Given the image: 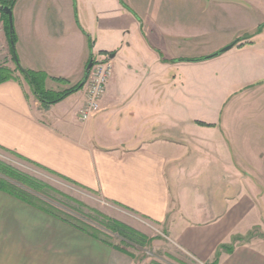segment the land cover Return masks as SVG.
<instances>
[{
	"label": "crops",
	"instance_id": "0c3cea01",
	"mask_svg": "<svg viewBox=\"0 0 264 264\" xmlns=\"http://www.w3.org/2000/svg\"><path fill=\"white\" fill-rule=\"evenodd\" d=\"M235 1L16 0L11 9L18 63L45 72L47 89L79 84L95 53L113 54V72L101 110L86 121L79 118L83 87L43 108L24 80L1 82L0 152L161 227L197 261L212 262L224 244L231 252L220 249L217 264H264V207L257 197L264 186L256 179L264 176V153H245L254 135L264 150V120L257 134V123L256 129H242L220 117L225 104L246 89L264 108V46L254 37H238L214 58L181 60L203 56H188L186 48L202 44L209 30L237 14L250 15L244 4L236 9ZM234 38L222 37L207 55ZM236 54L249 67L260 63L261 72L231 90L234 83H226L227 94L233 90L227 98L210 97L218 87L204 81L220 73L233 76L235 68L221 59ZM16 66L0 13V67L19 75ZM245 72L246 79L251 72ZM194 101L206 111L190 109ZM173 108L174 125L167 127L158 112ZM131 260L73 222L0 190V264Z\"/></svg>",
	"mask_w": 264,
	"mask_h": 264
},
{
	"label": "rangeland",
	"instance_id": "374dc122",
	"mask_svg": "<svg viewBox=\"0 0 264 264\" xmlns=\"http://www.w3.org/2000/svg\"><path fill=\"white\" fill-rule=\"evenodd\" d=\"M235 2L234 6L236 9H240L241 4H244L245 8L250 10V15H247L244 19H241V16L237 14L234 19H229V23L216 26L215 29L209 30L208 34H210L204 36V41H202V44H196L195 42L188 44L186 48V55L189 56L195 52H199L204 53L203 56H198L199 58L206 57L209 55H207V53L215 49V43L222 37L226 36L235 37L233 40L234 42L238 39V37H254L256 38L257 42H259L260 46H264V33L258 35L261 33V31L256 32V29L261 24H264V0H241V2L236 0ZM256 21L259 23L255 24ZM262 29H264V27ZM240 40L241 38L239 41ZM99 56H101L99 53H95L93 55L94 58ZM240 59L242 58H240L237 54L231 56V58L224 57L221 59V61L224 63L223 66H227L226 64H228L230 65V68H235V74L230 76V73H220L213 79L211 76L207 77V79L204 81L206 85L218 87V89L214 88L216 91L214 90L213 93L210 94V97L216 99L218 98L220 100L227 98L233 92V90L229 94H227V91L231 90L237 84L249 79L255 72H258V70L261 72V68L259 67L260 63H258V66L249 67L248 64H243L240 62ZM240 65H244L242 68L243 71L237 67ZM256 67H258V69ZM247 70H249L251 73L245 79V71ZM226 83H229L230 86L233 83L234 85L226 91ZM255 95L256 93H249V90L246 89L245 94L238 98L237 101H235V98L232 97L229 102L225 104L224 109L221 112V121L228 122L231 120L235 122L236 125H240L242 129H248L249 127L251 128L250 125L255 128L254 125L257 123L259 128L257 134H260L261 121L264 120V108L261 109L260 106L259 109L258 102H255V100L252 99L255 97ZM236 104L242 108L240 113L231 111L235 109L234 105ZM166 107L168 106L166 105ZM190 109H196V111L198 110L200 112L206 111V109L202 108L201 106H198L197 108L195 101L193 102V105H191ZM173 112L174 108L171 111L169 110V112H158L159 118L162 119V121L165 123V126L167 127V124H169V126L174 125V121L172 120L174 116ZM243 125L245 127H243ZM252 139L253 141L251 144L245 143L247 147H249V145L252 146V148L246 149L245 153L250 154V150L251 153L253 152L254 156H257V154L260 152L264 153V150L260 148V137H256L254 135ZM0 160L49 185L52 189H45L43 193L34 191L31 192L42 201L46 202V204L52 206L54 210L57 211V213L68 217V219L73 223L83 227L86 226L89 230H91L90 227L96 228L98 230L97 235H99L101 238L108 240L113 244H120L121 240V238H119L116 234L108 231L103 227V225L100 224V222L105 218L119 220L146 235L148 240L142 247L137 245H123L125 249L133 255L131 264H151L153 262L157 264H206L195 260V258H193L191 255L183 252L171 239L168 238L167 233L161 227L142 220L130 213H125L122 210H119L118 208L103 201L98 196L88 193L87 191L67 182L66 180L27 164L24 161L19 160L9 154L0 152ZM258 170H260V167H258ZM256 179L259 181L261 179L263 187L264 176L257 175ZM257 197L260 201H262L264 207V191L261 196L258 195Z\"/></svg>",
	"mask_w": 264,
	"mask_h": 264
},
{
	"label": "trees",
	"instance_id": "16d2710c",
	"mask_svg": "<svg viewBox=\"0 0 264 264\" xmlns=\"http://www.w3.org/2000/svg\"><path fill=\"white\" fill-rule=\"evenodd\" d=\"M15 1L16 0H0V5H7L12 8ZM0 13L5 20L6 32L8 33L11 40H13L14 42V32H11V33L9 32L7 15L1 10H0ZM263 27H264V24H261L256 29V32H260ZM86 35L89 38V35L88 34ZM239 39L235 40L234 43H237ZM12 57L16 61V64H17L16 71L19 72V75H15L14 72L10 71L6 67H0V83L3 81L9 80V79H14V80H19V81L24 80L29 85L33 96L40 102L43 108H47L49 105L55 102L61 101L62 99L70 95L71 93L82 88V85H80L79 83V84L73 85L67 89L60 90V91L47 89L45 86V82H46V79L48 78V75L45 72L30 70V69H26L20 66L13 47H12ZM205 59L206 57L193 58V59L187 58V59H181V60L183 61H198L199 60L200 61V60H205ZM52 80L61 82V83L66 82V80L63 78H52ZM197 123L200 125H207L206 123H203V122H197ZM13 154L20 157L19 155L15 153ZM45 189H52V188L46 183L0 160V190L5 191L13 195L14 197H17L31 205H34L47 213L53 214L55 216H60L70 221L68 217H65L57 213V211H55L52 206L46 204V202L42 201L34 193L31 192V191H34V192L43 193ZM100 224L103 225L105 229L116 234L119 238H121L120 244H113L109 242L108 240L101 238L99 235H97L98 230L94 227H90L91 230H89L87 229L86 226L83 227L78 224L76 225L79 226L84 231L89 232L94 237L102 239L103 241L109 243L111 246L125 252L131 257H133V255L129 251H127L123 245H130V246L137 245V246L142 247L146 244L148 240L147 236L144 235L142 232L134 229L133 227L119 220L112 219V218H105L103 219V221L100 222ZM220 249L226 250L227 252H231L232 247L226 246L224 244L220 245L219 249H217L215 253V257L213 261L207 264H217L218 263V259H219L220 252H221ZM151 264H157V263L153 262Z\"/></svg>",
	"mask_w": 264,
	"mask_h": 264
},
{
	"label": "built area",
	"instance_id": "2783aa9c",
	"mask_svg": "<svg viewBox=\"0 0 264 264\" xmlns=\"http://www.w3.org/2000/svg\"><path fill=\"white\" fill-rule=\"evenodd\" d=\"M113 72L112 60L108 55L93 57L84 88L85 99L79 111L82 121L89 120L101 110V100Z\"/></svg>",
	"mask_w": 264,
	"mask_h": 264
},
{
	"label": "water",
	"instance_id": "95a60500",
	"mask_svg": "<svg viewBox=\"0 0 264 264\" xmlns=\"http://www.w3.org/2000/svg\"><path fill=\"white\" fill-rule=\"evenodd\" d=\"M0 10L3 11L6 15H7V18H8V27H9V32H13V18H12V9L11 7L7 6V5H0ZM11 44H12V47H13V40H11ZM233 46V43L231 44H228L222 48H220L219 50L209 54L208 56H206V59H210V58H213L217 55H219L220 53H223L227 50H229L231 47ZM113 54H110L108 55L109 58H111ZM92 63H93V58H91L85 68V75H84V78L82 79V81L80 82V85H84L85 81H86V78H87V75H88V72H89V69L91 68L92 66Z\"/></svg>",
	"mask_w": 264,
	"mask_h": 264
}]
</instances>
